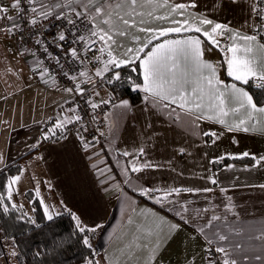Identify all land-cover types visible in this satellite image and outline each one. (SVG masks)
<instances>
[{
  "label": "crops",
  "instance_id": "crops-1",
  "mask_svg": "<svg viewBox=\"0 0 264 264\" xmlns=\"http://www.w3.org/2000/svg\"><path fill=\"white\" fill-rule=\"evenodd\" d=\"M11 2L12 0H0V5L8 6ZM65 2L66 0H36L34 6L39 8L41 3L63 5ZM122 2L123 0H98V6L105 3L114 6ZM168 2L170 5L195 4V7L184 9L183 16L179 12L171 13L167 7L138 8L137 10L144 12L145 15L135 17L137 27L171 26L170 20H156L154 16L168 15L170 19H184L190 14L196 16L203 14L217 23L251 34L252 25L261 23L252 11L253 4L258 10L264 9V3L260 0H236L235 3L233 0H168ZM73 8L76 11H85L79 5H73ZM127 10L126 6L123 9L114 7L106 9L103 14L98 15L94 23L107 29L108 26L101 21L107 19L111 12V20L116 27L124 28L120 16H123ZM67 11L74 12L68 8L52 9V12ZM87 11L89 16L95 14L94 8H89ZM148 12H153V16L147 15ZM8 14L15 15L11 11ZM141 19L146 23L140 24ZM8 23L7 20H0L2 27ZM129 31L139 36L141 40L147 36V33L139 32L137 28ZM183 35L170 34L167 38L178 39ZM117 43L123 44L125 48L138 46L132 44L130 38L117 37ZM225 43L230 41L227 37L221 38V46ZM203 47L205 59L214 63L223 60V53L219 49L207 43ZM123 51V48H115L117 55ZM29 64L34 73H37L32 63ZM220 72L222 79L231 82L223 69H220ZM38 79L45 86L49 85L46 83L47 80L49 81V76L45 75L43 78L38 76ZM134 91L139 92L140 95L137 101L125 95L108 105L105 113L106 132L101 144L85 150L80 147L73 133L66 134V138L41 139L42 134L47 131L44 126L52 123L55 106L67 96V93L57 89L53 95L54 106L47 113L45 122L37 123L34 129H23L24 132L19 134L10 148L9 155L12 151L13 154L9 161L33 150L25 157H32L31 159L40 168L36 187L43 191L44 196H49L48 206L52 212L55 214L67 208L80 218L81 225L103 226L98 236L91 240L96 251L92 259L94 262L143 264L142 253L138 252L136 258L131 259L127 255H122L120 249L124 248L132 238L138 224L152 223L153 218L150 215L147 217L142 215V210L151 209L166 220L181 225V230L166 241L156 264H184L185 258L194 254L196 264H206L203 252L205 241L200 236L195 240L191 239L196 235L193 228L184 224L175 215V211L169 210L172 206L168 205V201H178L179 203L175 205L176 209H179L181 204H186L188 207L186 215L192 217L195 216L194 210L208 208L207 214L201 213L202 218L194 221L201 225L210 217L212 210L218 215H226L224 223L233 229L229 235L230 245L242 246L241 264H243V255L254 257L257 254H264V240L257 238L264 234V188L260 187L264 185V161L258 164L251 158L249 162L227 161L220 164L218 162L220 157H239L245 151L249 152L250 157L255 156L258 160L260 156H264V134L259 131L227 132L222 125L203 119L196 120L194 116L186 115L180 109L170 113V109L153 108L151 100L144 99V92ZM106 96L102 88L93 92L95 101L105 99ZM123 100H127L129 105L118 107L117 105ZM258 106H264V102ZM177 115L179 119L176 118ZM239 118V114L227 117L229 121ZM256 120L258 122L255 127L264 128V115L257 114ZM211 131L222 135H219L218 139L203 135L204 132ZM233 140L237 143H233ZM37 141H39L38 146L33 148L32 145H36ZM141 149H143L142 153ZM181 149L184 151L181 152ZM125 151L130 155L123 156L122 153ZM132 163L140 168L139 172H131ZM125 168L128 169L127 176L124 172ZM210 176L217 180L216 184L210 182L208 179ZM126 179H130L131 183L126 184ZM116 185H119V188ZM142 188L158 191L151 196L142 195L140 191ZM173 188L181 191L171 193L164 200L166 207L162 208L155 202V197H164L165 193ZM204 188H211L212 191L205 193L202 191ZM221 188L225 191L222 192ZM183 189L193 191L186 192ZM35 197L39 202L42 199L37 194ZM228 197H231L230 210H226V206L229 205ZM14 200L11 199L13 203L18 204ZM25 201L30 206L28 198ZM41 206L44 211V202ZM129 217L133 220L132 224L128 223ZM162 227L166 233L167 225ZM228 227H224L223 231L227 232ZM251 264H260V262L253 259Z\"/></svg>",
  "mask_w": 264,
  "mask_h": 264
},
{
  "label": "snow or ice",
  "instance_id": "snow-or-ice-1",
  "mask_svg": "<svg viewBox=\"0 0 264 264\" xmlns=\"http://www.w3.org/2000/svg\"><path fill=\"white\" fill-rule=\"evenodd\" d=\"M235 3L236 0H233ZM36 0H12L8 6L0 5V20H7L9 23L0 27V32L8 35H14L16 31L22 27L18 20H27V23L35 26L39 22V18H48L52 15L54 8H68L75 12L77 18L89 16L88 9L94 8L95 14L90 15V21L93 22L89 35L86 37L80 35L79 42L84 44L85 59H81L80 63L83 65V70L79 71L78 75L65 76L73 81L71 87H66L63 91L69 95L80 94L82 95L86 88L82 85L93 84L94 77L104 78L105 74H109L107 83L113 80L121 79L120 69H129L130 73H139L137 79H133L131 74L127 76L128 81L131 83L133 90H140L145 93L144 99L151 100L153 108L170 109V113H175L176 109H180L186 115L194 116L196 120H207L213 123L222 125L227 132L245 133L252 131H259L264 134V128L257 129L255 124L256 115H264V106H258L254 101L253 95L245 86H250L253 82L254 86L264 90V9H257L255 4L252 6V11L256 14L260 25H252V33H242L239 30L232 29L228 25L217 23L208 19L203 14L196 16L190 14L184 19H170V16H154L156 20H170L171 26L152 28V27H137L135 20L136 16L143 17L144 12L138 11V8L151 7L153 9L160 7H167L171 13L179 12L183 16V10L187 7H195V4L186 5L183 3L170 5L168 0H123L122 3H117L114 6L108 3L98 6V0H66L61 5L55 4H40V7H35ZM73 5H79L85 9L84 12L76 11ZM127 7V11L123 16H120L124 28H118L111 20V12L109 17L101 21V23L108 26L107 29L101 28L98 24L94 23L98 15L103 14L106 9H123ZM14 12L15 15H9V12ZM31 13V17H28ZM147 15L153 16V12H148ZM128 17V18H125ZM57 19L65 18L63 13L57 14ZM69 24H75V21L68 19ZM140 24H145L146 21L141 19ZM209 26V27H205ZM137 28V31L147 33L145 39L141 40L139 36L130 33V29ZM195 33V34H188ZM170 34H184L182 38H167ZM198 34V35H197ZM117 37L130 38L134 45L133 47L125 48L123 44L117 43ZM227 37L230 43H225L223 46L220 44V39ZM163 38V39H161ZM60 41H64L66 36L61 33L58 37ZM155 41V42H154ZM75 42V41H74ZM99 42V47L93 48ZM37 43H40L38 40ZM207 43L212 47L219 49L223 53V60L221 62H212L204 58L205 49L203 45ZM123 48L124 51L119 55L115 54V48ZM211 50V48L209 49ZM89 52L94 53L91 60H87ZM98 53V54H95ZM70 54L74 58L79 57L76 48L70 49ZM87 60V62H86ZM89 63L98 65L95 67L94 73L90 74L88 68ZM220 69L224 70L226 77L231 79L227 82L221 78ZM48 72L45 68L41 73L43 78L44 74ZM83 78V79H80ZM79 82H76L78 81ZM141 80V82H137ZM99 95V93H96ZM93 109L97 108L96 103L88 101ZM108 104L109 101H102ZM129 102L127 100L121 101L118 107H127ZM175 106V107H172ZM69 112L75 113L76 109L69 108ZM240 115L238 120L229 121L227 117L230 115ZM179 119V116L176 117ZM82 117L78 114L65 115L63 119L57 117L53 127L47 129L42 134L41 139L48 140L57 137V130H60L59 136L66 138V126L73 123H78ZM79 135V133H77ZM203 135L214 138H219V134L215 131L204 132ZM82 146L85 150L88 149V142L80 137ZM213 142H215L213 140ZM233 143L237 141L233 140ZM32 145L33 148L37 147ZM141 153L143 149L140 150ZM184 150L181 149V152ZM127 157L129 152L122 153ZM249 152L245 151L239 158L249 157ZM224 157H220L223 159ZM236 158V157H234ZM259 164L264 161V156L259 159L255 156L251 157ZM0 163H3V157L0 156ZM148 165H145L147 167ZM140 168L132 163L131 172H139ZM125 175L128 174V169H124ZM212 184H216L217 180L213 177H208ZM20 176H12L8 178L7 199H12V186L18 183ZM125 183H131L130 179H126ZM119 188V185H116ZM264 188V185H260ZM122 191V189H121ZM142 195L151 196L157 189L142 188ZM181 189L173 188L165 193L164 197H155V202L162 208L166 207L164 200L167 199L171 193H179ZM183 191L191 192L192 189H183ZM199 191V190H198ZM203 192H211V188L202 189ZM221 191L225 189L221 188ZM37 195L39 191L37 189ZM5 197L0 195V207L7 213L9 207L4 203ZM229 205L226 210L231 209V197H228ZM43 204V200L40 201ZM178 201H168L170 211H175V215L186 225L193 228L196 235L191 237L195 240L200 236L205 241L203 252L205 253L204 259L206 264H241L240 256L242 246L240 244L230 245L229 235L233 229L228 227L226 223V215H218L212 210L210 217L203 225L197 224L194 221L201 219V213L207 214L208 208L202 210H194L195 216H188V207L186 204H181L179 209L175 205ZM13 209L18 206L12 204ZM19 207H22L19 206ZM66 211L76 221L78 231L83 233V244L91 248L88 233L96 232L97 228L103 227L96 225L89 227L81 225L80 218L72 213L70 210ZM45 216L49 221L53 219L51 210L44 207ZM142 215L151 216L152 223H142L136 226V232L132 238L125 244L124 248L120 249L122 255H127L131 259H135L137 253L143 254V264H156V260L167 240H170L175 233L181 230L179 223H173L166 220L164 217L159 216L158 213L153 212L151 209L142 210ZM221 222V223H215ZM129 224L133 223L131 217L128 220ZM163 225H167V232H164ZM228 227V231L224 232L223 228ZM220 229V230H217ZM258 239L264 240V234ZM224 242V243H221ZM227 245V246H226ZM12 255H16L13 251ZM259 261L264 264V254H257L254 257L243 255V264H251V260ZM87 264H98L89 260ZM184 264H196V255L186 257Z\"/></svg>",
  "mask_w": 264,
  "mask_h": 264
},
{
  "label": "built area",
  "instance_id": "built-area-1",
  "mask_svg": "<svg viewBox=\"0 0 264 264\" xmlns=\"http://www.w3.org/2000/svg\"><path fill=\"white\" fill-rule=\"evenodd\" d=\"M24 2L26 4V0H24ZM59 13H63L65 18L57 19L56 17ZM27 15L31 17V13ZM68 19L75 21V24H69L67 22ZM17 22L22 26L20 30L16 31L14 35L0 33V38L18 43L23 50L25 60L28 63H32L37 70L38 74H36L38 76H41L40 73L47 68L48 72L45 73L44 76H49V81L47 80L46 83L61 91L66 87H71L73 81H71L68 76L78 75L79 71L83 70V65L80 63V60L85 59V49L84 44L79 42L78 37L84 35L87 40L92 26L90 16L87 18H77L75 12H52V15L46 19L40 17L39 22L35 26L28 24L26 19L18 20ZM0 27L2 26L0 25ZM61 33L66 36L64 41L58 39ZM38 40L40 43H37ZM99 46V42L92 45L93 48ZM72 48L77 49L79 53L78 58L71 56L70 49ZM93 55L94 53L89 52L87 60H91ZM97 66L98 65L94 63L88 64L90 74L94 73L95 67ZM65 73H67L68 76H65ZM109 75L110 73L105 74L103 79L93 76L94 85H82V87L86 88V91L82 95L67 94V96L55 106L52 123L47 124L45 127L47 129L53 127L57 117L63 119L65 115L71 116L78 114L82 117V120L78 123L67 125L66 134L73 133L78 144L82 148L80 137H83L84 141L88 142V148L101 144L106 132V109L111 102L117 99L116 94L110 87V83H107ZM76 82H79V80ZM99 88H102L107 96L105 99L95 101L93 92L95 93V90ZM89 100H91L92 103H96L98 107L93 109L88 103ZM102 101H109V103L104 104ZM69 108L76 109V112H69ZM59 133L60 130H57L56 138H61ZM77 133H79V135Z\"/></svg>",
  "mask_w": 264,
  "mask_h": 264
},
{
  "label": "trees",
  "instance_id": "trees-1",
  "mask_svg": "<svg viewBox=\"0 0 264 264\" xmlns=\"http://www.w3.org/2000/svg\"><path fill=\"white\" fill-rule=\"evenodd\" d=\"M260 1L264 3V0ZM119 71H121V79L113 80L110 87L117 98L128 95L133 101H137L140 98L139 92L133 90L127 76L131 74L133 79H137L139 73H130L129 69H120ZM245 87L253 95L257 104L264 102V90L255 87L253 82H250V86ZM31 151L33 150L19 155L0 168V195L5 197L4 203L9 207L7 213L0 207V246L3 247V241H10L17 250L22 264H85L94 259L96 251L92 244L91 248L83 244L82 236L84 234L78 231L76 221L66 211L67 208L53 214V219L49 221L40 202L32 193L28 196L30 201L28 210L7 199L8 178L18 171L19 161L29 155ZM239 157H224L218 162L220 164L227 161H251L250 156ZM12 204L18 207L13 209ZM99 232L100 228H97L96 232L87 234L90 243L92 238L98 236Z\"/></svg>",
  "mask_w": 264,
  "mask_h": 264
},
{
  "label": "rangeland",
  "instance_id": "rangeland-1",
  "mask_svg": "<svg viewBox=\"0 0 264 264\" xmlns=\"http://www.w3.org/2000/svg\"><path fill=\"white\" fill-rule=\"evenodd\" d=\"M56 91L54 86H45L38 79L18 43L0 40V156L3 157L0 168L10 160L13 154L12 151L9 155L10 148L19 134L24 132L23 129H34L37 123L45 122L47 113L54 106L53 95ZM31 158H22L18 171L12 175L20 176L19 182L12 186V199L26 209L29 204L25 199L32 192L35 193L33 196L37 194L36 179L40 173L38 164ZM38 191V197H42L53 215L54 212L48 206L49 196H44L41 189ZM13 251L16 255H12ZM0 264H22L10 241L5 240L3 247L0 246Z\"/></svg>",
  "mask_w": 264,
  "mask_h": 264
}]
</instances>
